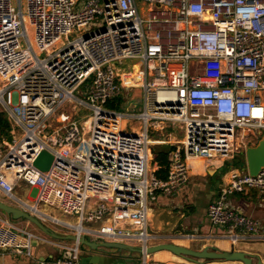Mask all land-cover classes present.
Here are the masks:
<instances>
[{
    "label": "built area",
    "instance_id": "built-area-1",
    "mask_svg": "<svg viewBox=\"0 0 264 264\" xmlns=\"http://www.w3.org/2000/svg\"><path fill=\"white\" fill-rule=\"evenodd\" d=\"M0 78L10 123L9 137L0 134V197L79 237L139 242L148 264L151 202L177 194L193 161L233 162L263 136L264 0H0ZM137 87L139 112L127 110L129 98L108 107ZM176 130L183 136L172 141ZM151 132L175 146L166 179L149 170ZM43 150L54 156L45 172L34 165ZM22 186L37 191L34 202L17 196ZM252 189L264 196V169L235 166L209 205L233 242L263 232L228 205ZM35 241L61 250L37 264H82L79 239L55 241L0 216V252L31 256Z\"/></svg>",
    "mask_w": 264,
    "mask_h": 264
},
{
    "label": "crops",
    "instance_id": "crops-1",
    "mask_svg": "<svg viewBox=\"0 0 264 264\" xmlns=\"http://www.w3.org/2000/svg\"><path fill=\"white\" fill-rule=\"evenodd\" d=\"M167 136L172 141L180 139L178 133L175 132H169ZM157 141L158 140L155 142ZM165 141L166 139L163 138V141H160L157 144L171 145ZM171 156L172 153L170 157ZM233 167H235L233 166V162L220 161L211 162L206 166L204 163L203 165L196 168L193 166L188 183L183 188H181L177 194L170 197L159 196L156 201L151 202L149 228L155 232L151 234L156 235L157 238H154L153 241L150 242V246L173 242L191 247L192 239H196V241L193 242L195 245H197L196 249H202L206 246L217 247L220 250L235 249L253 255L255 262L258 258L264 262V196H260L257 190L252 189L246 193H235L231 195L228 200V205L231 208L241 210L245 214L251 215L258 219L263 226V232L259 236L243 235L241 240L233 242L228 237V233H230V231L227 228L221 226H214L208 216L209 205L216 200L220 187L228 182L230 170ZM156 169H158L157 165L155 167V170ZM28 195L29 193H27L26 190L22 195L17 194V196L24 200H28L29 202L30 200ZM1 198L3 197H0V199ZM4 199L1 200L4 201ZM4 202L16 206V204L12 202ZM43 209L47 211L49 208ZM54 210L59 211L57 209ZM54 215L57 218H61V216H59L57 213H54ZM67 217L68 219H64L63 221L67 220L66 222H72V224L78 223L77 218L69 216ZM19 223H21V225ZM17 224L29 232L46 238L49 237L50 239L64 243V240H59L45 234L35 227V224L33 225L26 219L17 222L16 225ZM91 226L99 228L101 226V222L91 223ZM62 227L63 226H61V228ZM186 231L191 232V234L194 233L195 237L186 235ZM55 232L63 236L75 234V232ZM90 240L104 242V240H99L94 237H90ZM69 242L71 241H68L67 243L71 245L72 243ZM125 243H128L133 247H141L139 242ZM102 250L103 251L96 252L95 250H90L87 248L81 257L96 253L105 256H115L120 258V262L118 264H123L122 257H126L127 259L125 264H127L128 261H130L132 264H139L142 258V254L138 251H120L115 248H104ZM31 251V256L26 254H18L12 250L0 252V264H37V262L43 258L56 257L61 254V250L57 247L52 245L49 246V244L37 241L33 242ZM146 258L148 264H243L240 261L223 260H202L201 262H194L186 260L187 258L185 259V257L178 256L169 250H160L153 253H148Z\"/></svg>",
    "mask_w": 264,
    "mask_h": 264
},
{
    "label": "water",
    "instance_id": "water-1",
    "mask_svg": "<svg viewBox=\"0 0 264 264\" xmlns=\"http://www.w3.org/2000/svg\"><path fill=\"white\" fill-rule=\"evenodd\" d=\"M137 104L134 102H129L127 104V110L130 112L135 111ZM246 156V168L249 170L250 174L256 175L264 169V133L262 138L259 140L256 146H249L245 152ZM172 157H170L171 159ZM54 161V156L47 150H43L34 162V165L41 171H48ZM0 210L5 214L11 216L12 219H26L29 222L35 224L42 232L52 236L53 238L59 240H72L79 242L81 245L89 248L90 250H95L96 252L103 251L104 248H115L118 250H130L138 251L143 254L142 247H133L125 242L119 241H104L96 242L86 238V236H78L77 234H70L68 236H63L57 234L54 230L48 227L40 218L34 216L33 214L19 208L17 206L10 205L0 199ZM191 232L186 231V235H190ZM160 250H169L178 256L187 258L190 261L201 262L202 260H223V261H240L243 264H264V262L258 258L255 262L254 256L239 250H220L217 247L206 246L202 249H194L181 244H176L173 242L161 243L152 246H148L146 249L147 253H153ZM120 258L115 256H105L101 254H88L81 258L82 264L96 263V264H118ZM123 264L126 263V257H122Z\"/></svg>",
    "mask_w": 264,
    "mask_h": 264
},
{
    "label": "rangeland",
    "instance_id": "rangeland-1",
    "mask_svg": "<svg viewBox=\"0 0 264 264\" xmlns=\"http://www.w3.org/2000/svg\"><path fill=\"white\" fill-rule=\"evenodd\" d=\"M28 27V31H29V33H30V35H31V39H32V41L34 42V34H33V30H32V28L30 27V26H27ZM76 37H78V34L77 33H74V34H72L71 36H70V39H74V38H76ZM40 54V56H44L45 54L44 53H39ZM134 63V61H131V60H127L126 61V64L123 66V68H126L127 70H129V68H131V66H132V64ZM133 77V79H138V77H134V76H132ZM132 77H130V78H132ZM6 82H8V81H5V80H2L1 78H0V87H2L4 84H6ZM78 95H80V96H83L81 93H78ZM130 95V96H129ZM122 96H123V99H124V102L126 101V99H128L129 98V100H128V102L127 103H129V102H134L135 104H137V108L135 109L136 110V112H139L140 110H141V107H142V105H141V103H140V101L143 99V97H144V89L143 88H140V87H137V88H132V89H129V90H126L123 94H122ZM124 105H125V103H124ZM125 108H126V105H125ZM124 108V109H125ZM90 113V111H88V110H86L85 112H83L82 114H84V115H87V114H89ZM125 124V123H124ZM177 132H178V135H179V137H182L183 136V134H182V131H178V130H176ZM164 133H166V131H164ZM150 137L152 138V143L150 144V150H151V154H150V168H149V170H150V172H154V170H155V167H156V164L154 163V154H153V151H152V148L154 147V146H158V144L157 143H159L160 141H163V137L161 138V136H159L158 135V133H156V132H151L150 134ZM11 140V139H10ZM156 140H158L157 142H155ZM233 166H237V167H239V168H243V169H246V156H245V153H241V154H239L238 155V157L236 158V160H234L233 161ZM26 189V186H22L21 188L19 187V188H17V190H16V193L18 194V195H22V194H24L25 193V189ZM27 193H29V195H28V197H29V200L31 201V202H34V200H35V196H36V193H37V191L36 190H34V189H32V188H28L27 190ZM1 199H4V198H1ZM4 201H7V202H13V201H11V200H9V199H4ZM49 211L51 212V213H57V214H59V216H61V218L62 219H68V217L66 216V215H63V214H61L59 211H56V210H54V209H49ZM0 216H2V217H8V218H10L11 220H13L14 222H15V224L17 223V222H20L21 220H23V219H17V220H14V219H12L11 218V216H9V215H7V214H5L3 211H1L0 210ZM47 226H49L50 228H52L53 230H55V231H61V232H74V230H71L70 228H67V227H62L61 228V225H58V224H55V223H53L52 221H46V222H44ZM20 225H21V223H19ZM24 224H26V223H24ZM33 224V223H32ZM18 225V224H17ZM20 225H18L19 227H20ZM34 225V224H33ZM85 225H89V223H85ZM32 226V225H31ZM35 227H37L36 225H34ZM38 228V227H37ZM39 229V228H38ZM40 230V229H39ZM149 231H150V233H155L152 229L150 230V228H149ZM87 238L88 239H90V236H87ZM66 240H64V242H65ZM68 241H71V242H69V243H74V241H72V240H67L66 241V243L68 242ZM194 241H196V239L195 240H193L192 239V242H191V247L190 248H194V249H196V246L197 245H195V243H193ZM50 246V245H49ZM87 250V248L85 247V246H83L82 245V247H81V255H83V252L84 251H86ZM186 259V258H185ZM186 260H188V259H186ZM127 264H132L130 261H128L127 262Z\"/></svg>",
    "mask_w": 264,
    "mask_h": 264
},
{
    "label": "trees",
    "instance_id": "trees-1",
    "mask_svg": "<svg viewBox=\"0 0 264 264\" xmlns=\"http://www.w3.org/2000/svg\"><path fill=\"white\" fill-rule=\"evenodd\" d=\"M124 102L123 97L118 98V104L109 102L108 107H113L117 109L122 108V103ZM10 123L4 113L0 112V134L1 136L9 137ZM175 149V146L171 145H158L152 148L154 154V163L158 166L154 174L158 178L166 179L168 177L169 165H170V155Z\"/></svg>",
    "mask_w": 264,
    "mask_h": 264
},
{
    "label": "bare ground",
    "instance_id": "bare-ground-1",
    "mask_svg": "<svg viewBox=\"0 0 264 264\" xmlns=\"http://www.w3.org/2000/svg\"><path fill=\"white\" fill-rule=\"evenodd\" d=\"M125 122H123V124H124ZM204 164V162H202V161H193V166H194V168H196V167H199V166H201V165H203ZM59 218V217H58ZM59 219H61V218H59ZM61 220H64V219H61ZM67 221V220H66ZM72 223V222H71ZM76 229L77 230H81V226H78V227H76Z\"/></svg>",
    "mask_w": 264,
    "mask_h": 264
}]
</instances>
